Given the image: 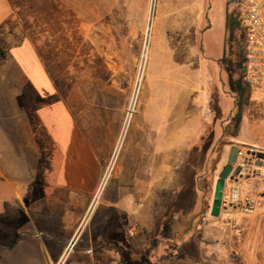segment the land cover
I'll return each instance as SVG.
<instances>
[{
    "label": "crops",
    "instance_id": "crops-1",
    "mask_svg": "<svg viewBox=\"0 0 264 264\" xmlns=\"http://www.w3.org/2000/svg\"><path fill=\"white\" fill-rule=\"evenodd\" d=\"M154 1L146 116L167 151L158 166L153 151L134 153L135 171L128 172L125 192L104 204L100 217H85L110 157L99 152V133L110 127L118 140L122 113L106 118L100 103H91L89 89L70 84V92H59L46 81L47 73L26 45L9 54L16 69H0V264H63L78 244L71 264H133L149 250L150 239L155 243L160 237L171 216L169 208L168 217H139V203L147 199L163 206L165 191L170 201L182 181L175 168L182 165L194 180L187 198L195 206L213 177L218 180L235 146L227 142L220 147L226 140L219 138L220 132L204 146L218 124L217 113L229 111L224 90L228 74L220 63L223 39L213 38L212 32L215 26L224 31L231 0ZM11 17L10 0H0V33ZM115 35L110 50L117 45ZM101 56L106 66L119 57L107 52ZM138 71L136 57V76ZM144 164L147 179L140 183ZM231 184L239 205L254 197L257 217H264V171L257 175L248 169ZM151 247L154 252L156 245Z\"/></svg>",
    "mask_w": 264,
    "mask_h": 264
},
{
    "label": "rangeland",
    "instance_id": "rangeland-1",
    "mask_svg": "<svg viewBox=\"0 0 264 264\" xmlns=\"http://www.w3.org/2000/svg\"><path fill=\"white\" fill-rule=\"evenodd\" d=\"M249 1L231 0L224 31L215 25L213 28V38L223 39L220 49L224 57L220 63L228 74L224 90L229 111L223 112L224 116L217 113L215 122L218 124L206 138L205 147L220 132L219 138L226 139L220 147L228 142L235 147L264 149V93L250 85L246 78L249 70L247 42L251 33L242 14ZM10 2L12 17L0 33V69H16L13 56L9 57V54L26 45L47 73L46 81L58 87L59 92H70V84L80 86L85 92L89 89L91 103L99 102L106 118L122 113L123 131L118 140H113L110 127H107L99 133L102 137L100 142H96L99 152L110 157L104 162L107 163L106 171L85 217H100L103 205L113 202L121 190L125 192L128 172L135 171L134 153L141 156L153 151L158 166V161H162L167 151V143L158 139L147 126L146 116V62L155 20V1L149 0V6L148 0ZM115 34L117 45L110 50L109 40L115 38ZM100 37L103 45H100ZM102 52L119 57L109 60L106 66ZM215 100L219 106L220 95ZM172 161L175 162L174 159ZM140 168V183H145L146 164ZM184 170L183 165L175 168L182 181L170 201L168 192H163L162 196L167 201L165 205H151L145 199L137 206L139 217H146L148 213L149 217H168L166 210L169 208L171 216L167 233L161 232L155 243L151 238L149 250L133 264H264V222L257 217L259 211L249 213L243 205L222 204L220 215L212 216L217 178L213 177L211 185L202 192L201 204L195 206L187 198L194 180ZM233 182H226L223 196L232 191ZM201 186L205 187L204 184ZM162 209V215H157ZM153 243L156 245L154 252L150 249ZM79 248L80 244L73 246L63 264H71ZM177 248L182 249L179 256L176 255ZM170 257L172 261L167 263L166 259Z\"/></svg>",
    "mask_w": 264,
    "mask_h": 264
},
{
    "label": "built area",
    "instance_id": "built-area-1",
    "mask_svg": "<svg viewBox=\"0 0 264 264\" xmlns=\"http://www.w3.org/2000/svg\"><path fill=\"white\" fill-rule=\"evenodd\" d=\"M242 18L251 33L247 42L249 70L246 78L250 85L264 93V0H250ZM237 149L234 173L238 172V177L248 169L257 175L264 171V149L253 146H238ZM227 204L230 206L240 204L234 190L223 196V205ZM256 206L257 199L254 197L244 199L243 208L246 212L253 213Z\"/></svg>",
    "mask_w": 264,
    "mask_h": 264
},
{
    "label": "water",
    "instance_id": "water-1",
    "mask_svg": "<svg viewBox=\"0 0 264 264\" xmlns=\"http://www.w3.org/2000/svg\"><path fill=\"white\" fill-rule=\"evenodd\" d=\"M237 147H232L229 152L228 162L221 170L216 181L214 200L211 209V215L218 217L220 215L221 207L223 204V195L228 180L236 181L238 178V172L234 173V166L237 161Z\"/></svg>",
    "mask_w": 264,
    "mask_h": 264
},
{
    "label": "flooded vegetation",
    "instance_id": "flooded-vegetation-1",
    "mask_svg": "<svg viewBox=\"0 0 264 264\" xmlns=\"http://www.w3.org/2000/svg\"><path fill=\"white\" fill-rule=\"evenodd\" d=\"M169 227H170V223H169V222L163 225V229H162V231H163V234H164V235H165V233H167V231L169 230ZM152 246H154V243L152 244ZM152 249H153V248L151 247V250H152ZM181 251H182V249L177 248V250H176V255L179 256L180 253H181ZM171 256H173V255L171 254Z\"/></svg>",
    "mask_w": 264,
    "mask_h": 264
},
{
    "label": "trees",
    "instance_id": "trees-1",
    "mask_svg": "<svg viewBox=\"0 0 264 264\" xmlns=\"http://www.w3.org/2000/svg\"><path fill=\"white\" fill-rule=\"evenodd\" d=\"M2 56V53L0 52V57ZM261 221L264 222V217H260ZM172 261V257L166 259V262L169 263ZM122 264H126L124 261H122Z\"/></svg>",
    "mask_w": 264,
    "mask_h": 264
}]
</instances>
